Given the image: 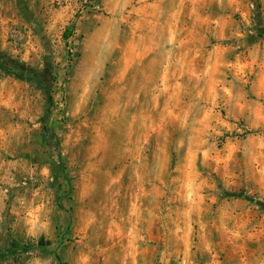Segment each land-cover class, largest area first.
Returning <instances> with one entry per match:
<instances>
[{
	"label": "rangeland",
	"instance_id": "1",
	"mask_svg": "<svg viewBox=\"0 0 264 264\" xmlns=\"http://www.w3.org/2000/svg\"><path fill=\"white\" fill-rule=\"evenodd\" d=\"M4 60L0 264H264V0H0Z\"/></svg>",
	"mask_w": 264,
	"mask_h": 264
},
{
	"label": "trees",
	"instance_id": "2",
	"mask_svg": "<svg viewBox=\"0 0 264 264\" xmlns=\"http://www.w3.org/2000/svg\"><path fill=\"white\" fill-rule=\"evenodd\" d=\"M67 31L64 30V33L62 34V39L65 40ZM0 70H3L4 73H13L14 70L17 69V66L15 63L4 60L3 64L0 66Z\"/></svg>",
	"mask_w": 264,
	"mask_h": 264
},
{
	"label": "crops",
	"instance_id": "3",
	"mask_svg": "<svg viewBox=\"0 0 264 264\" xmlns=\"http://www.w3.org/2000/svg\"><path fill=\"white\" fill-rule=\"evenodd\" d=\"M11 17V18H10ZM5 23H7V27H11L13 26V24H16V20L14 18H12V14L11 16L8 17V19L5 20Z\"/></svg>",
	"mask_w": 264,
	"mask_h": 264
}]
</instances>
